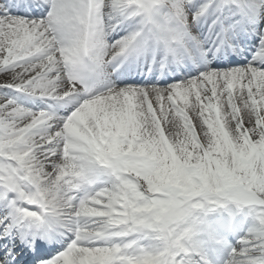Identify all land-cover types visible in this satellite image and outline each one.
Returning a JSON list of instances; mask_svg holds the SVG:
<instances>
[{
  "label": "snow or ice",
  "instance_id": "1",
  "mask_svg": "<svg viewBox=\"0 0 264 264\" xmlns=\"http://www.w3.org/2000/svg\"><path fill=\"white\" fill-rule=\"evenodd\" d=\"M0 264H264V0H0Z\"/></svg>",
  "mask_w": 264,
  "mask_h": 264
},
{
  "label": "bare ground",
  "instance_id": "2",
  "mask_svg": "<svg viewBox=\"0 0 264 264\" xmlns=\"http://www.w3.org/2000/svg\"><path fill=\"white\" fill-rule=\"evenodd\" d=\"M4 77L0 76V82H3Z\"/></svg>",
  "mask_w": 264,
  "mask_h": 264
}]
</instances>
